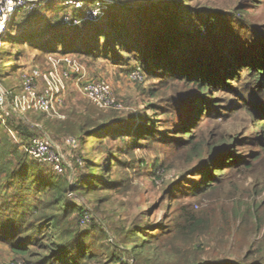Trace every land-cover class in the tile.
Listing matches in <instances>:
<instances>
[{
  "label": "rangeland",
  "instance_id": "374dc122",
  "mask_svg": "<svg viewBox=\"0 0 264 264\" xmlns=\"http://www.w3.org/2000/svg\"><path fill=\"white\" fill-rule=\"evenodd\" d=\"M22 1L9 31L11 40L0 35L3 87L17 90L21 71L33 66L44 70L48 57L69 56L89 78L109 83L115 104L98 109L69 83L57 114L28 113L11 122L35 138L48 139L61 154L62 164L59 173L50 164L36 167L19 144L27 164L22 168L19 161L17 168L25 176L15 185L0 176V264H40L47 255L33 246L25 255L14 253L9 243L15 240L4 229L19 219L17 209L8 211L12 206L43 207L41 202L51 200L43 186L29 190L26 185L48 176L64 185L65 203L81 212H73L69 222L76 234L88 235L85 247L95 258L86 264H264V130L253 118L264 119V81L258 87V79L237 66V78L203 94L165 70H154L156 77L150 76L128 48V44L142 47L154 37H142L146 28L135 23L133 15L161 10L160 17H165L171 10L161 7L173 1L191 8L187 20L193 27L207 19L212 28L197 44L179 42L172 57L185 53L180 59L185 58L192 48L199 63L215 60L211 70L221 59L216 69L220 71L224 60L240 53H264V0ZM7 7V0H0V29ZM116 24L120 27H112ZM115 33L125 48L116 43ZM84 44L95 45V50L66 51ZM129 71L137 72V81L128 79ZM201 97L207 105L197 115L194 106ZM148 104L169 108L155 111ZM165 111L168 114L163 115ZM141 115L157 123L156 133L147 139L136 141L128 135L101 139L92 134L103 124L114 130L123 119H135L140 125ZM6 123L0 118L1 147L4 139L20 142L13 130L4 128ZM66 138L75 139V145H66ZM9 159L12 166L17 163L16 157ZM103 166L112 179L111 188L97 187L94 180L86 184L93 178L91 168L102 177ZM21 200L24 203L17 202ZM138 225L144 227L149 242H137L133 249L135 242L126 235Z\"/></svg>",
  "mask_w": 264,
  "mask_h": 264
},
{
  "label": "trees",
  "instance_id": "16d2710c",
  "mask_svg": "<svg viewBox=\"0 0 264 264\" xmlns=\"http://www.w3.org/2000/svg\"><path fill=\"white\" fill-rule=\"evenodd\" d=\"M161 8H163V11L171 10V12H169L165 17H160L161 10H155L151 13L146 11L133 15L136 19L134 22L141 24L142 27L146 28V31L142 33V37L144 38V36L149 35L154 37L146 39L142 47L128 44L129 50L131 51L133 49L135 51L136 60H139L140 63L147 68V72L150 76L153 75V77H156L154 76V70H165L167 75L179 80H184L185 84L197 87V90L203 94L210 90L215 92L219 86H222V88L225 87L227 83L225 82L226 80L237 78V66L240 70L244 69V72H247L249 77L254 79V81L258 79V87L264 81V53L258 51H256V54L252 56L240 53L232 59H228V61L224 60V64L221 65L222 70L220 71H216V69L222 61L221 59L216 60V66L211 70L210 67L214 64L215 60H211L210 62L212 63L206 62L204 65L199 63L201 60L196 57V53H194L195 50L192 48L189 50L190 53H188L185 58L180 59L181 56H185V53H180L179 57L174 59L172 57V52L174 49L179 48V42L184 40L189 41L190 45L197 44L205 36L209 35L210 28H212V22L204 19L198 27H193L187 20V16L190 14L191 8L189 6L179 5L173 1L167 4L164 3V6ZM184 24L188 26L187 29H185ZM12 25L13 23L9 26L7 34L4 35L7 39ZM112 27L119 28L120 25L116 24ZM101 33L102 32L96 33V38L98 35H101ZM113 37H115L116 43H121V48H125L123 47L124 45H122L124 43H122L123 40L121 37H118L116 33ZM130 39H132V37ZM8 40L11 39L9 38ZM67 48L69 49L66 51L80 49L83 50L84 53L90 54L95 50V45L91 47L88 44H84L81 45L80 48L72 45ZM194 58H197V63L193 61ZM228 63L229 68L227 67ZM149 68H152V71ZM227 72L229 75L226 74ZM150 95L153 97L155 93H151ZM197 98L198 97L196 96V99ZM196 105L194 106V112L197 115H200V109L207 105V102H205L204 98L201 97ZM148 107L150 109L154 108L155 111L157 109L162 111L169 108L167 106L165 109H162L157 107V105L154 106L150 104H148ZM166 114H168V111L163 113V115ZM253 118L257 119L255 126L257 125L258 129L264 130V119H260L256 116ZM138 119L141 120L142 124L138 125L135 119H123L118 121L114 130H111L110 126L106 129L108 125L103 124L98 126L97 130L93 131L92 134H95L97 137L100 136L101 139L108 138L111 135H128L132 138V140L140 141L142 139H147L156 133L155 127L157 126V123L152 124L153 121H156L155 119L150 118L148 115L138 116L137 120ZM13 120L18 122L21 119L15 118L6 120L7 123L4 125V128L14 131L12 134H14L16 138H19V144L29 145L34 136L20 126H14L11 123ZM183 125L185 126L183 132H185L188 124L186 123ZM3 142L4 146H7V148L0 146V176L4 175L7 180L11 181L12 184L15 185L23 179V176H25V173L21 172V170L17 168L19 161H21L20 165H22V168L26 166L27 162L20 152L18 143H10L8 139H4ZM9 156L17 158V163L14 166H12L13 161L11 159L6 160ZM37 166L39 167L36 163V167ZM91 169L93 170L91 171V176H93V178L87 179L86 184H88L89 181L94 180L95 186L97 187L103 186L105 188H111L112 179L107 173L109 172L107 168L105 169L104 166L101 167L102 174H104L102 177L95 174V167H92ZM36 170L39 171L38 169ZM94 176H96V179ZM25 178L28 180L27 177ZM101 178L104 180L100 181ZM81 183L82 181H79L78 185H81ZM36 184L43 186L46 194L49 193L52 198L49 201L41 202V205L44 203L43 207H30L29 203H24V200H21L17 202L20 204L24 203L23 205L25 207L15 208L12 206L8 210L16 211L17 209L18 212L14 213L15 216L19 218L16 223H8L6 227L3 226L5 227L4 233L13 237L15 240L9 243L10 249L14 253L20 255L27 254L29 248L32 246L39 248L41 251L47 252V255L42 257L40 264H86V261L93 260L95 255H93V253L85 247L88 235L86 233L76 234L69 222V217L73 214V212L79 214L81 212L74 205L65 203L63 198V193L65 192L63 187L64 185L61 184L59 180L55 181V179L51 176L42 178V180L39 179L35 182L30 181L26 183L29 190H32ZM78 187L79 186H76L75 188ZM21 211H25V214H21ZM250 211L254 213V208L251 207ZM23 216L26 221H23ZM29 218H32L33 221H27ZM200 223V221L197 222V224ZM32 235L41 236L42 239L36 240L32 237ZM126 239H130L135 242L134 247H132L133 249L137 247V242H142L144 245L149 242L148 236L144 231V227H141V225H138L135 229L129 231L126 235ZM249 264L258 263L251 262Z\"/></svg>",
  "mask_w": 264,
  "mask_h": 264
},
{
  "label": "built area",
  "instance_id": "2783aa9c",
  "mask_svg": "<svg viewBox=\"0 0 264 264\" xmlns=\"http://www.w3.org/2000/svg\"><path fill=\"white\" fill-rule=\"evenodd\" d=\"M22 0H7V8L3 14V29L0 35H6L13 18L22 9ZM73 58L65 56L61 59L48 57L46 68L41 70L33 66L21 71L17 90H6L0 75V118L2 120L22 119L28 113L57 114L63 107L67 86L75 84L79 92L96 108L106 110L114 106L112 90L107 81L87 76L85 69ZM130 72H133L130 74ZM128 79L137 81V72L129 71ZM75 139L66 138L64 143L75 145ZM19 144V143H18ZM30 158L39 164H50L54 173L61 171L62 156L53 149L48 139L33 138L29 145H22Z\"/></svg>",
  "mask_w": 264,
  "mask_h": 264
}]
</instances>
